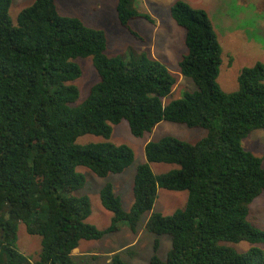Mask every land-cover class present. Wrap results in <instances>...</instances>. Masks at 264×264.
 Masks as SVG:
<instances>
[{
	"label": "trees",
	"instance_id": "trees-1",
	"mask_svg": "<svg viewBox=\"0 0 264 264\" xmlns=\"http://www.w3.org/2000/svg\"><path fill=\"white\" fill-rule=\"evenodd\" d=\"M12 1L0 0V264H75L82 240H99L123 223L136 232L149 212L146 229L172 241L166 258L154 253L149 264H264V249L256 245L264 243V229L248 220L251 203L264 192V163L242 143L264 128V62L244 67L238 89L225 92L218 82L223 48L212 19L178 0L171 14L186 30L188 48L180 70L197 89L166 102L177 78L162 61L147 52L109 56L106 32L62 14L57 0H34L15 24ZM117 15L134 36L133 19L154 21L134 0H118ZM78 57H92L99 75L80 104ZM123 120L138 137L162 121L207 134L197 142L171 135L147 141L131 207L124 208L112 182L102 187L101 202L113 217L101 229L87 221L90 197L75 194L86 185L78 166L106 177L134 163L131 146L110 140ZM86 134L105 140L79 143ZM151 163L177 167L156 174ZM159 188L187 190L185 207L169 215L154 211ZM16 220L41 237L39 259L18 249ZM241 241L252 246L239 251L228 244ZM111 264L129 263L116 252Z\"/></svg>",
	"mask_w": 264,
	"mask_h": 264
},
{
	"label": "rangeland",
	"instance_id": "rangeland-1",
	"mask_svg": "<svg viewBox=\"0 0 264 264\" xmlns=\"http://www.w3.org/2000/svg\"><path fill=\"white\" fill-rule=\"evenodd\" d=\"M178 0H134L135 7L150 14L153 22L145 18L131 21V27L139 36H134L122 26L117 15L118 0H57L59 10L64 15L77 16L89 26L103 29L106 32L109 56L139 55L147 52L150 56L162 61L176 76L177 82L166 102L183 96L186 91L197 89L193 80L184 76L180 62L188 52L185 44L186 30L181 27L171 14V6ZM193 7L205 9L212 19L214 28L222 44V64L218 82L225 92L238 89V76L246 66L264 62V0H184ZM34 0H13L10 14L17 23L19 13ZM76 62L82 69V75L74 81L80 89L76 104L83 102L90 89L99 80L92 57H78ZM207 134V130L189 127L185 124L162 121L151 132L135 136L126 120L113 125L110 140L116 144H127L135 152V161L122 173H111L100 177L91 169L78 166L85 174L86 185L75 192L77 195H88L91 200L92 213L87 221L98 228H106L112 222L113 214L106 209L100 198V192L106 182L113 183L117 194L128 210L133 201V182L140 163L145 162V144L149 140H158L166 135L176 136L189 142H197ZM103 136L86 134L78 138L79 143L103 141ZM245 149L259 156L264 163V128L256 129L242 141ZM156 174L164 173L177 167L175 164L151 163ZM188 200L187 190H168L159 188L153 210L165 215L185 207ZM150 212L139 222L136 232L123 223L118 231L108 233L99 240H82L74 250L75 264H111L114 253H121L129 264H149L150 258L157 253L165 259L171 248V236L157 235L146 229ZM248 220L258 228L264 229V192L250 205ZM18 225V249L32 261L39 259L41 237L27 231L26 224L16 220ZM156 240H159L155 251ZM239 251H246L252 244L241 241L228 242ZM264 249V243H257Z\"/></svg>",
	"mask_w": 264,
	"mask_h": 264
}]
</instances>
